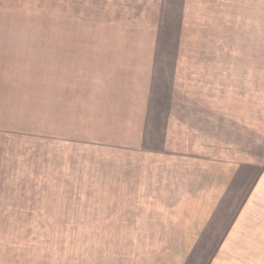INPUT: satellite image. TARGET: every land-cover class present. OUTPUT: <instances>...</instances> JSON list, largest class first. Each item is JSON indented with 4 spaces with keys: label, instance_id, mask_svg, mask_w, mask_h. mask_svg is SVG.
Listing matches in <instances>:
<instances>
[{
    "label": "rangeland",
    "instance_id": "1",
    "mask_svg": "<svg viewBox=\"0 0 264 264\" xmlns=\"http://www.w3.org/2000/svg\"><path fill=\"white\" fill-rule=\"evenodd\" d=\"M69 16L68 102L32 98V140L20 143V191L45 214L31 215L10 264H223L225 252L264 264L263 230L261 248L216 246L233 216L194 248L153 215L188 207L202 163L242 182L230 184L239 195L264 175L249 167L264 157V0H71ZM47 22L39 43L59 26Z\"/></svg>",
    "mask_w": 264,
    "mask_h": 264
},
{
    "label": "crops",
    "instance_id": "2",
    "mask_svg": "<svg viewBox=\"0 0 264 264\" xmlns=\"http://www.w3.org/2000/svg\"><path fill=\"white\" fill-rule=\"evenodd\" d=\"M70 1L0 0V264H10L12 259L21 257L22 248L29 246L26 232L32 230L28 223L32 222L31 215L45 214L41 202L34 200L38 197H32V192L20 191V143L28 142L29 145L32 140V101H35L32 98L41 97L44 103L52 104L68 102L69 48L68 33L64 29L67 24L63 27V23H68L70 17ZM48 18L55 19L59 26L49 27L52 34L39 43L42 38H37V26L39 24L44 30ZM44 46L50 51L39 56L45 50ZM42 65L44 70L46 68L44 72L48 71L45 77L40 82L32 81V71L42 72L38 69ZM49 71L57 73L56 77ZM235 114L246 128L241 113L240 116L238 112ZM238 122L232 128L237 138L240 128L241 135L245 132ZM237 143L238 140L234 145L238 147ZM15 152L18 153L16 157ZM222 160L220 158L226 166L227 163L236 165V161ZM260 160L263 163L252 161L255 164H249V167L264 166V157ZM198 167L201 174L194 173L197 170L189 172L191 175L186 189L188 207L184 204L180 209H155L153 215L157 224H165L169 227L167 230L174 229L176 225L182 227V231L192 235V247L199 248L203 241L200 239L202 233L206 247L212 234L219 229L218 225H223L225 218L233 216L224 230L226 234L221 236V242L216 246L229 248L232 242H237L240 248H261L262 244L256 241L260 240V231L264 232V203L261 202L264 189L260 194L257 192L260 191V184L264 183V175L257 178L256 187H252L246 195H239L241 187L229 191L231 183H242L236 177L224 176L222 171L207 175L206 165L202 163ZM172 191H175L174 188ZM208 235L209 238L205 239ZM225 254L223 264H230L229 256ZM206 264L219 263L210 259Z\"/></svg>",
    "mask_w": 264,
    "mask_h": 264
}]
</instances>
